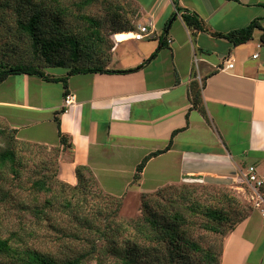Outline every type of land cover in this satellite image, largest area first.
Listing matches in <instances>:
<instances>
[{
    "label": "crops",
    "instance_id": "0c3cea01",
    "mask_svg": "<svg viewBox=\"0 0 264 264\" xmlns=\"http://www.w3.org/2000/svg\"><path fill=\"white\" fill-rule=\"evenodd\" d=\"M134 1L139 26L151 33L143 40L135 32L115 34L107 68L135 71L70 76V107L63 83L9 76L0 85V125L24 142L55 148L58 180L72 187L76 168L86 166L115 197L154 193L187 178L241 192L230 179L236 168L264 172V0ZM183 12L204 29H190ZM253 21L260 28L252 40L236 45L227 38ZM228 58L234 68L225 71ZM52 68L46 73H68ZM59 131L73 148L61 144ZM159 151L135 181L138 166ZM220 264H264L261 213L253 210L226 236Z\"/></svg>",
    "mask_w": 264,
    "mask_h": 264
},
{
    "label": "trees",
    "instance_id": "16d2710c",
    "mask_svg": "<svg viewBox=\"0 0 264 264\" xmlns=\"http://www.w3.org/2000/svg\"><path fill=\"white\" fill-rule=\"evenodd\" d=\"M99 0H0V20L5 27L3 36H8L9 43L3 44V51L0 55V85L12 75L37 76L49 82H61L66 88L67 95L68 79L70 76L86 73H128L136 69L126 71L108 70L107 66L111 61L113 49L115 47V34L125 32H136L133 18H139L141 8L134 0H129V4L122 5L115 0H106V8L109 14L106 15L110 22L102 18L86 13L89 6L99 3ZM136 4L134 8L132 6ZM179 11H182L178 8ZM68 17V18H67ZM67 18V19H66ZM75 18L77 22L68 19ZM182 18L190 29L203 30L202 21L195 15L183 12ZM12 23H14L12 25ZM111 26L112 30L107 31ZM168 27V26H167ZM166 27V29H167ZM256 28H260L257 21H253L247 28L231 32L227 38L234 44H244L253 38ZM110 35L107 38V34ZM112 39L110 40V38ZM19 39H25L29 44L27 59H9L5 52L15 49L14 44ZM264 43V35L262 37ZM11 46L8 50L7 47ZM163 48L164 43H161ZM31 52V55H30ZM155 52L150 59L157 56ZM1 54V51H0ZM15 59V61H13ZM50 67L68 68V73L64 77H56L46 73ZM194 105H198V99L194 97ZM203 110V109H201ZM57 124L59 119L56 117ZM17 132L15 130L0 128V138L4 140L6 147L0 151V172L4 168L10 167L14 172L20 165V157L16 152ZM61 144L68 148H73L68 142V136L59 131ZM169 148V147H168ZM163 153L159 151L153 153L141 163L135 175V181L140 179L146 163L153 156ZM78 184L75 187L67 185L58 180V155L56 180L64 187H69L75 193L65 199L63 207L72 215L79 213L78 221L93 234H98V238L105 241V246L99 250L93 246L86 252L69 259H56L50 255L31 248L16 247L12 242L19 235L14 233L7 238L0 235V258H11L15 263L21 264H89L91 260H96V264H106L109 256L115 258L116 264H154L151 262V255L155 250L166 251L167 256L160 258L158 264L166 261V264H220L223 245L219 252L211 247L201 245L195 239L185 236L186 226L189 223L188 215L204 217L207 222L204 227L212 234L221 233L227 236L233 231L236 225L246 219L250 212L245 213L238 210L233 211L238 205L224 207L223 202L227 201L228 188L216 187L217 194L211 193L207 188V195L198 192V187L194 184L181 183L184 187L181 191L177 185H170L160 188L150 195L142 197V216L133 220V235L128 236L125 225L115 223L114 217L108 218L111 211L110 204L100 202V193H94L96 177L89 167L78 166L76 168ZM51 176H43L35 180L31 188L37 192H46L53 195V185ZM188 186L189 188H187ZM207 186V185H206ZM208 187V186H207ZM189 189H192L190 191ZM264 190V189H263ZM230 191V190H229ZM232 192V191H230ZM80 194V196L78 195ZM204 195L211 196L210 203L202 202ZM112 197V196H111ZM222 197L221 201L218 200ZM57 198V197H56ZM206 198V197H205ZM54 200V198H53ZM56 201V199L54 200ZM217 202L220 204L217 205ZM185 204V205H184ZM216 204V205H215ZM232 204V203H231ZM121 203L117 206L120 207ZM47 207H54L52 200L46 202ZM251 206V204H250ZM87 207L91 211L87 212ZM252 208V207H251ZM44 212L43 209L38 210ZM107 216V224L101 227L96 223L100 216ZM230 227L222 229L225 225ZM141 243H145L141 246ZM123 246H122V245Z\"/></svg>",
    "mask_w": 264,
    "mask_h": 264
},
{
    "label": "rangeland",
    "instance_id": "374dc122",
    "mask_svg": "<svg viewBox=\"0 0 264 264\" xmlns=\"http://www.w3.org/2000/svg\"><path fill=\"white\" fill-rule=\"evenodd\" d=\"M65 1L69 0H62L64 4ZM99 1L100 2L96 5L94 4L93 6H89L86 9V13L100 19L103 18L106 23H108L111 19L106 17V15L109 14V10L105 6L106 0ZM115 1L116 3H122V5L126 6L129 4V0ZM132 6L135 8L137 5L132 3ZM130 18L133 20L137 30L140 25V21L143 18L142 14H140L139 18L134 19L133 16H130ZM68 20L69 22L75 21L78 23L75 18H70ZM13 24L14 23H12V25ZM4 28L2 20H0L1 57L5 56L2 55L3 51H5L3 49V44L9 43L8 41H10L9 38H7L8 36H3L2 34ZM106 30L111 32L112 27L108 26ZM110 32L105 33V35L107 34L106 36L108 39ZM111 39L112 37L110 40ZM14 44L17 46L15 49L12 50L11 46H9L7 48L8 50L11 48L10 52H5L6 55H8V53L11 55L8 60H12L10 58L18 60H22L23 58L27 59V53L30 48L26 40L19 39ZM15 59L13 61H15ZM51 71L66 73L68 68H52ZM0 128L2 129L6 127L0 125ZM6 129L8 130V128ZM16 139L18 141L15 146L16 152L21 159L20 165L15 168L16 172H14L10 167L4 168L0 172V235L3 238H7L16 233L19 236L12 240L16 247L35 249L56 259L73 258L88 251L93 244H95L98 250L103 248L105 246V241L98 238V234L91 233L92 231L89 228L87 229L78 221L77 217L79 216V213L75 212L70 215L69 211L63 207L65 199L71 197L75 192L67 186L64 187V191H62L61 185L55 178L57 171V150L55 148L49 149L43 145L24 142L20 140L17 135ZM5 147L6 144L4 143V140L0 138V151ZM44 175L52 177L51 183L54 189L53 193H56L57 195L46 192H37L31 188L33 182L42 178ZM182 184H176V187H178L180 191L184 187ZM189 184H194L193 186L195 187L197 186L198 192H203L205 195H207L208 190L213 194H217L215 188L221 187L217 185H207L204 183H188V185ZM186 187L189 188L188 186ZM204 187L207 188V191ZM221 188L223 189L225 187ZM228 189L232 192L225 190L228 191V194L226 199L227 201L223 202L224 207L227 208L229 204L230 206L239 204V207H235L233 209L235 213H237L238 210H241L244 213L246 211L251 214L253 209L250 206L249 196L242 192V190L240 192L237 189ZM93 190H95L94 193H98V195L100 193V197L98 199L100 202H108L110 204L108 211H111L110 216L105 215L98 217L96 223H98L101 227H105L107 224V216L110 218L115 215V223L125 225L126 230H128V236L133 235L134 229L132 221L142 216L141 195L130 194L124 197L112 196L102 190L97 179ZM189 190L192 191V189ZM78 195L80 196V194ZM205 195L204 198H202V202L208 204L212 201V199L210 195H208V197ZM53 198L54 200L56 199V201H54ZM49 199H51L55 205L53 208L50 206L46 208L44 206ZM221 199L222 197L218 200L221 201ZM118 203H121L120 207L117 206ZM219 204L220 202H217V205ZM40 209H43L44 212L42 213L38 211ZM88 211L91 210L87 207L86 214ZM188 216L189 223L186 226L185 236L192 240L195 239L201 245L211 247L214 251L219 252L226 236L221 233L212 234L206 231L204 227L206 226L207 220L204 217L197 215ZM229 227L230 224H227L222 229L227 230ZM144 244L145 243H141L140 245L143 246ZM164 255L167 256L166 251L155 250L151 255V262L158 264L161 260L160 258L162 257L163 259ZM0 264L21 263H15V261L11 258H0ZM89 264H96V260H91ZM106 264H116L115 258L109 256ZM162 264H166V261L162 262Z\"/></svg>",
    "mask_w": 264,
    "mask_h": 264
},
{
    "label": "built area",
    "instance_id": "2783aa9c",
    "mask_svg": "<svg viewBox=\"0 0 264 264\" xmlns=\"http://www.w3.org/2000/svg\"><path fill=\"white\" fill-rule=\"evenodd\" d=\"M150 33L151 31L147 26H138L134 38L136 40H143ZM233 68L234 62L232 58L226 59L223 70L227 71ZM64 103L67 107L74 105L76 103V96L68 93L64 99ZM230 179L249 196L252 209L264 216V172H260L256 166H250L246 169L236 168L233 177ZM184 181L186 183H204L203 179L187 178Z\"/></svg>",
    "mask_w": 264,
    "mask_h": 264
},
{
    "label": "bare ground",
    "instance_id": "6f19581e",
    "mask_svg": "<svg viewBox=\"0 0 264 264\" xmlns=\"http://www.w3.org/2000/svg\"><path fill=\"white\" fill-rule=\"evenodd\" d=\"M134 36H135V33H134Z\"/></svg>",
    "mask_w": 264,
    "mask_h": 264
},
{
    "label": "water",
    "instance_id": "95a60500",
    "mask_svg": "<svg viewBox=\"0 0 264 264\" xmlns=\"http://www.w3.org/2000/svg\"><path fill=\"white\" fill-rule=\"evenodd\" d=\"M171 24V23H170Z\"/></svg>",
    "mask_w": 264,
    "mask_h": 264
}]
</instances>
